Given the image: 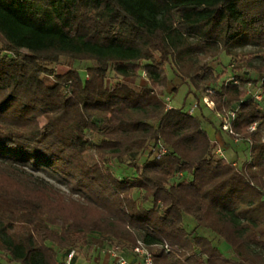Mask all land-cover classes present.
Instances as JSON below:
<instances>
[{"label":"trees","instance_id":"trees-1","mask_svg":"<svg viewBox=\"0 0 264 264\" xmlns=\"http://www.w3.org/2000/svg\"><path fill=\"white\" fill-rule=\"evenodd\" d=\"M245 41L264 59V0H0V252L81 264L78 246L130 257L141 239L155 264H264V67L241 58L217 86L211 65ZM63 57L90 64L60 72ZM175 76L222 132L235 111L244 164L168 104Z\"/></svg>","mask_w":264,"mask_h":264},{"label":"rangeland","instance_id":"rangeland-1","mask_svg":"<svg viewBox=\"0 0 264 264\" xmlns=\"http://www.w3.org/2000/svg\"><path fill=\"white\" fill-rule=\"evenodd\" d=\"M234 53L236 55V58L230 57L223 53L220 58L214 60L211 62V65L215 68L217 73H222V77L216 83L217 86H219L221 83H224L228 80V78L234 73L233 66L237 62V60L241 58H248L251 57L253 64L255 67H264V59H261L257 56V52H255V46L251 44L248 41H245L244 43L236 44L234 47ZM264 57V53H263ZM90 63H75L72 59L63 57L60 60V63L58 64H52V67L56 68L58 71L62 72L68 69L69 67H76L78 69H81L82 71H85V68ZM245 65V64H244ZM248 68L246 65L243 67V69L240 71L245 77L249 78H258L260 75V72L257 71V69ZM169 74L172 76V71H169ZM130 81L137 85V86H143L147 84V80L145 76L137 77L135 79H130ZM181 80L177 78L176 76L172 79L169 88L167 89V93L171 97L170 104L174 107H181L184 104V100L188 91L187 85H182ZM174 87H177L175 89ZM203 97L208 98V100H211V97L209 95L201 94ZM204 103H206L205 99H203ZM196 103L195 98L192 96L188 97L185 101L184 108L186 110H190L191 107ZM210 103V102H209ZM201 108H197L194 112V114L198 116H203L206 122L204 123L205 128L207 129L208 133L214 140L216 144L215 148V154L224 157L228 159L231 162L237 163L239 166L244 164L246 160L249 158V144L246 143L243 140H240L236 142L233 137L226 132H222L219 130V121L215 118L213 115V111L215 109V104L211 105L207 104L204 105L201 103ZM208 118H211L209 121ZM38 125L41 127L45 120L43 118L38 119ZM217 133L225 140V142L217 141ZM221 150V151H219ZM121 169V168H120ZM39 175V174H38ZM42 177L46 179V181H49L48 183H51L54 185V187L62 192L68 193L65 186L62 184L55 182L54 180L47 178L44 174H40ZM1 181V180H0ZM188 218H192L189 215H186ZM193 219V218H192ZM203 230V228H201ZM117 246V244L114 245H107L103 248L96 246V245H90V246H78L75 248V252L77 255V260L81 264H100L102 262V259L104 258V253H102L104 248H112ZM120 248V246H119ZM121 252H124L122 249H120ZM97 257L98 261L95 262V258ZM0 264H19L16 262H11L8 257L3 253L0 252Z\"/></svg>","mask_w":264,"mask_h":264},{"label":"built area","instance_id":"built-area-1","mask_svg":"<svg viewBox=\"0 0 264 264\" xmlns=\"http://www.w3.org/2000/svg\"><path fill=\"white\" fill-rule=\"evenodd\" d=\"M232 79V78H229ZM251 90H249V93ZM254 97L258 101L264 100V93L262 89H259L253 93ZM207 104L214 105V102L212 100H208V98L204 97ZM171 97H167V102L170 104ZM210 102V103H209ZM171 106V105H169ZM198 105L194 104L191 109L189 110L190 113H194L197 109ZM218 116L222 119V130L226 132L229 135H235L237 137V134H235L233 128H232V120L235 118L236 114L235 111L230 110L226 114H218ZM256 128V124L252 125L251 129L254 130ZM235 141H240L239 138H235ZM221 151V150H219ZM168 248V246H165ZM121 248L119 246H115L112 248H104L102 253L107 254L112 264H155L154 260V254L152 249L144 243L141 239L137 241L135 246L132 249L131 256L128 257L123 252L120 251ZM76 252L75 250L71 251L68 257V261L70 262L73 256H75Z\"/></svg>","mask_w":264,"mask_h":264},{"label":"crops","instance_id":"crops-1","mask_svg":"<svg viewBox=\"0 0 264 264\" xmlns=\"http://www.w3.org/2000/svg\"><path fill=\"white\" fill-rule=\"evenodd\" d=\"M221 131V130H220ZM217 141H219V143L220 142H225V140L217 133ZM95 262H97L98 261V259H97V257L95 258ZM90 264V263H89ZM98 264V263H97ZM100 264H112V261H111V259H110V257L107 255V254H105L104 255V258L102 259V262H100Z\"/></svg>","mask_w":264,"mask_h":264}]
</instances>
